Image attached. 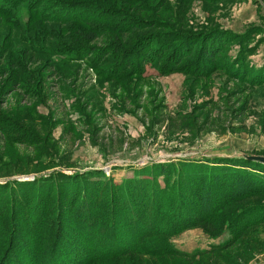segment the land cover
I'll list each match as a JSON object with an SVG mask.
<instances>
[{"label": "rangeland", "instance_id": "374dc122", "mask_svg": "<svg viewBox=\"0 0 264 264\" xmlns=\"http://www.w3.org/2000/svg\"><path fill=\"white\" fill-rule=\"evenodd\" d=\"M81 1L66 9L45 3L47 20L25 24L17 11L13 27L0 21V87L12 88L0 96V250L13 229L27 241L15 239L18 260L38 264L35 255L49 251L38 232L69 224L83 233L92 224L96 248L110 249L95 264H264V0H137L143 8ZM101 6L179 34H216L217 47L208 62L195 60L196 49L180 59L183 70L163 76L168 52L154 53L167 40L161 30L121 35L118 17L108 18L112 27L98 23ZM71 14L88 23L50 21ZM146 36L155 39L129 56L130 68L106 50ZM66 49L76 58L57 56ZM181 183L200 215L214 196L226 206L206 225L185 226L191 217L180 214ZM70 189L77 196L66 203ZM38 211L44 224L34 228ZM140 229L176 254H117Z\"/></svg>", "mask_w": 264, "mask_h": 264}, {"label": "trees", "instance_id": "16d2710c", "mask_svg": "<svg viewBox=\"0 0 264 264\" xmlns=\"http://www.w3.org/2000/svg\"><path fill=\"white\" fill-rule=\"evenodd\" d=\"M81 0H0V21L5 24V25H10L13 27V23L10 20L11 16H14L15 13L18 11L20 14V17H22L25 20V24L28 23H32L33 21H40L41 19L47 20L48 18L45 17V13H46V9L43 8V5L45 3H48L50 7H57V8H63L66 9L68 7H74V4H81ZM130 6L136 7V8H143L141 2H138L137 0H131V2L127 3ZM86 4H81L80 6H85ZM101 10V11H100ZM99 12H97V20L103 19L98 21V23L103 24L106 23V25H110L111 27L112 22H109V19L114 20V18L118 17V22L116 23V26L118 27L117 29H120V34L124 35L127 34V32H125V29H128L129 33H133L135 31H142V30H161V31H157L160 32V36L167 39V40H162L158 43H155L154 46V53H156V55H158L159 53H164L165 51L168 52L166 53V55L163 57V60H161V64H162V69H160L159 74H162L163 76H167L169 74L175 73L176 71H181L183 70L182 68L185 67V65H179L180 64V59L182 58H190L191 56L196 54V49H197V56H195V60H201L203 62H208L210 60V58H212L213 56V52L216 49L217 46L213 45V43H211L213 39H216V34H209L208 36H205L207 38H201L198 35H193V34H179V33H175V31L171 30L168 25H166L165 23H161L158 20H142V19H137L136 21L132 22V18H130V16H128L127 14L121 13L119 15H117L115 13V11H110V10H104L103 7L101 6ZM147 8H144V10L142 11H146ZM141 11V9H140ZM7 12V14L5 13ZM45 14V15H44ZM99 15H101L99 17ZM105 15V16H104ZM49 17V15H46ZM58 20H53L54 17H50V21L53 22H59V23H69V22H73V21H81V23L83 24H87L89 19H84L83 17H79L78 15H67L64 17H60L58 16ZM109 18V19H108ZM107 19V20H105ZM129 19H131L129 21ZM135 22V23H134ZM64 24H62V26H65ZM122 25V26H121ZM121 26V27H119ZM128 26V27H127ZM227 34H231L232 36H235L232 33L226 32ZM225 32H223V34H226ZM114 34V33H113ZM220 35H222L221 33H219ZM89 36H92L91 38L89 37V41L94 42L97 39V35L95 34H91ZM157 37V36H156ZM198 37H200L199 39H197ZM155 39V37H149L146 36L145 38H143L142 40L138 41L137 43H135L132 46L129 47H125L124 48H116L115 45L112 43L110 45V48L106 50H111L113 52V54L119 59L122 58L121 60H124L123 63H125V67L126 68H130L131 67V63L129 62V56L132 55L133 53H137L139 52V50H141L144 46H148L149 43L151 42V40ZM204 39V40H203ZM210 39V40H209ZM197 40V41H196ZM166 43H170L171 45H168L164 48H162V46ZM210 41V42H209ZM215 41V40H214ZM194 42V43H193ZM207 42V43H205ZM209 43H211L210 45H208ZM153 43L150 44V46ZM81 51H83L82 55H86V52L84 50H88V47L86 45H79ZM153 46V45H152ZM77 50L79 51L78 47ZM72 49H66V50H61L59 51L57 56H62V57H66L68 59L71 58H76L74 57V51L72 52ZM98 51H102L101 49H98ZM109 51L107 53H105L104 55H102V59L103 58H108V56L110 55ZM91 53V52H90ZM87 56V55H86ZM89 56V55H88ZM81 60V59H79ZM256 72V71H255ZM112 74V73H111ZM113 75V74H112ZM193 76H199L201 74H198V72H195L192 74ZM17 82H14V86H16ZM6 85V87L4 88L3 86L0 87V96H2L1 98L6 97V95L12 90V88L10 89L9 87V82H6L4 84V86ZM8 86V88H7ZM7 88V89H6ZM200 176V177H199ZM198 178H201L202 175H199ZM262 179V178H261ZM218 183H221V177L218 180ZM255 182V181H254ZM182 188H183V192L180 194V200H179V205H180V214L186 212L188 215V218L191 217V219L187 220L184 224L185 226L189 225L190 222L192 220H195L197 224H202L205 222L208 223L211 218L214 216L215 212H217L218 210H222L226 205H222L219 204L220 201L217 200L215 198V196L213 197L212 200H210V203L212 205V207H210L209 209L203 211V213L200 215L197 211V209L194 208V206H190L189 202H187V197H186V187L184 183H181ZM4 186L0 185V189L3 190ZM221 190V189H220ZM77 196V194L75 193V191L73 189H70L66 192V196L64 201L70 202L73 201L75 199V197ZM83 196V195H82ZM1 197V196H0ZM47 197V196H46ZM85 195L82 197V206H85V203H88L87 200V195L84 199ZM220 197V196H219ZM91 198V196H90ZM236 198V197H235ZM233 198L231 202H237L236 199ZM185 199V201H184ZM187 199V200H186ZM41 196L37 197L36 199V203L38 206V203L40 204V206L42 207L43 201H41ZM63 201V202H64ZM219 204V205H218ZM59 206H60V197L58 198V202H57V212H56V217L58 220H60L61 217V212L59 210ZM94 204L90 207V210L94 211L95 209ZM13 210V207H12ZM89 210V209H88ZM69 211V208H68ZM83 212V211H82ZM42 212L38 211V214L36 217H34L33 219V227H40L43 226V220L41 219ZM12 216H14V211L12 212ZM89 222H93V220H90ZM83 223V222H82ZM181 224V225H182ZM67 227H62V232L60 229V226H57V233L53 234V229L50 232L51 229L49 228H45V230L43 229V232H38L37 233V240L38 242H40V244L45 243V249L46 250V245L49 251L44 252L39 259L37 258L38 256H36V261L38 262V264H60V261L64 262L66 261V264H95L100 257L104 256V255H108V251L110 249H107L106 246L103 248V246L100 249H97L99 246V242L100 240H97L94 238V231H95V227L91 226L92 229H90V231H85V232H80V230L76 229L75 227H71L69 224H67ZM180 225V226H181ZM204 225V226H205ZM139 226V225H137ZM118 226L113 224V228H115ZM125 228H128V226H124ZM86 228V226H84L83 223V227L82 229L84 230ZM121 228V225L120 227ZM63 229L65 231H63ZM139 229V228H138ZM138 231V235H136V239L134 240V242L132 243V245L130 246H126V247H119L117 250L121 251L117 254H119L120 256H124V255H129V254H138L141 256H152V257H162V256H167V255H175V251H172L170 249V251L168 250H163L165 248V246L163 245V243H161L158 240V234H148V233H144L141 232L140 230ZM11 236L9 237L8 241L3 244L4 248L2 250H0V264H23L22 261L18 260L17 256V252H16V243H15V239L18 242L21 243H25L27 241H25L24 236L19 237V235H15L13 229H11ZM37 232V230H36ZM65 232L66 233V238H69L68 240H65V237L62 236V233ZM124 233V231H122ZM82 233V235L79 238V235ZM14 234V235H13ZM45 234V235H44ZM76 235V236H75ZM78 238H74L77 237ZM29 237V236H28ZM64 237V238H63ZM149 239H148V238ZM6 238V237H5ZM155 238V239H153ZM19 239V240H18ZM6 240V239H5ZM81 243H80V242ZM70 242H72V244H69ZM49 244H51V247ZM94 245V249L88 250V246L89 245ZM135 244V245H134ZM20 245V244H19ZM96 245L98 246L96 248ZM134 245V247H133ZM39 246V244L37 245V247ZM68 246H73L76 247V249L72 250V247H68ZM83 246V247H80ZM3 247V246H2ZM23 248L20 245V249ZM128 248V250H127ZM69 249V250H68ZM88 250V251H87ZM173 253V254H172ZM45 254H48V257L46 259ZM112 254V253H109ZM104 258H108V257H104ZM44 259L45 262H44ZM41 261V263H40ZM43 261V263H42ZM28 264V263H26ZM64 264V263H62Z\"/></svg>", "mask_w": 264, "mask_h": 264}, {"label": "water", "instance_id": "95a60500", "mask_svg": "<svg viewBox=\"0 0 264 264\" xmlns=\"http://www.w3.org/2000/svg\"><path fill=\"white\" fill-rule=\"evenodd\" d=\"M263 161H264V159H263Z\"/></svg>", "mask_w": 264, "mask_h": 264}]
</instances>
